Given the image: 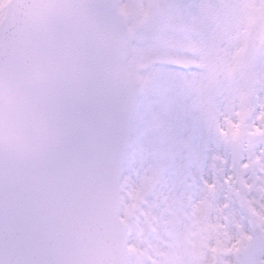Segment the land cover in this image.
Listing matches in <instances>:
<instances>
[{
    "label": "snow or ice",
    "instance_id": "6c2138e0",
    "mask_svg": "<svg viewBox=\"0 0 264 264\" xmlns=\"http://www.w3.org/2000/svg\"><path fill=\"white\" fill-rule=\"evenodd\" d=\"M0 264H264V0H0Z\"/></svg>",
    "mask_w": 264,
    "mask_h": 264
}]
</instances>
